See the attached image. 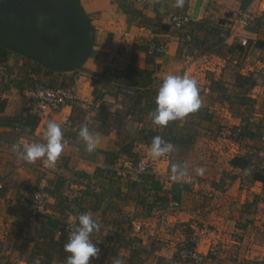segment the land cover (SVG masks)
I'll list each match as a JSON object with an SVG mask.
<instances>
[{"label": "crops", "instance_id": "obj_1", "mask_svg": "<svg viewBox=\"0 0 264 264\" xmlns=\"http://www.w3.org/2000/svg\"><path fill=\"white\" fill-rule=\"evenodd\" d=\"M80 2L95 42L78 70L45 74L41 61L11 57L10 51L11 75L0 65V211L6 204L14 210L11 221L4 213L0 217V264H66L67 240L58 231L70 222L78 224L83 213L100 225L90 237L100 249L92 264H114L116 259L124 264H191L179 257L181 247L197 248L208 257L207 264H264V180L257 177L264 174V0L247 7L243 0H184L182 8L176 0ZM242 11L249 12L250 25L227 43L231 23ZM179 13L191 17L184 29L170 23ZM231 18L225 24L230 29L220 27L221 20ZM245 37L249 45L241 43ZM151 40L169 48L149 54ZM133 66L154 73L142 77L138 87L129 85ZM108 67L120 77L111 80ZM33 68L41 74L32 73ZM168 73L194 77L202 105L160 127L151 113ZM17 76L27 78L21 89L9 85ZM41 85L76 87L78 101L63 109L74 129H67L57 112L28 123L33 115L25 110L27 95ZM50 121L60 124L65 141L55 165L46 166V158L28 163L17 154L12 167V145L23 149L46 142ZM82 125L99 138L91 153L78 135ZM157 135L173 146L158 158L151 155ZM131 154L151 160L152 171L126 175ZM236 156H247L251 165L235 167L231 161ZM175 164L186 166L187 175L173 178ZM199 168L203 175L197 174ZM38 189L50 198L31 218L23 202ZM204 228L208 233L199 238Z\"/></svg>", "mask_w": 264, "mask_h": 264}, {"label": "clouds", "instance_id": "obj_2", "mask_svg": "<svg viewBox=\"0 0 264 264\" xmlns=\"http://www.w3.org/2000/svg\"><path fill=\"white\" fill-rule=\"evenodd\" d=\"M184 0H176L175 6L182 8ZM156 108L151 113L152 122L160 127H166L170 121H176L198 111L202 105L198 81L189 75L165 74L157 90L155 98ZM79 137L85 143V149L91 153L95 151L99 142L98 136L90 133L87 125L80 127ZM44 143H32L22 149L19 143L12 145V151L21 156L28 163H34L46 158V166H54L64 151V134L60 124L50 121L47 124ZM173 151V146L165 141L162 136H155L151 142V155L161 157ZM173 178L187 175V167L178 164L172 167ZM203 175L204 169L196 170ZM100 225L90 213L78 216V224L71 232L64 251L69 253L66 264H92V258H98L100 249L91 240V234L99 231ZM39 264V261L36 262ZM114 264H124L121 259H116Z\"/></svg>", "mask_w": 264, "mask_h": 264}, {"label": "built area", "instance_id": "obj_3", "mask_svg": "<svg viewBox=\"0 0 264 264\" xmlns=\"http://www.w3.org/2000/svg\"><path fill=\"white\" fill-rule=\"evenodd\" d=\"M251 16L248 11L240 12L233 22L231 23L230 35L226 37V42L231 43L234 37L239 36L241 29H245L250 25ZM170 23L172 26L178 29H184L191 23V17L188 14H174L170 18ZM241 43L243 45H249V39L242 38ZM168 44L165 42H159L157 40H151L148 45V52L151 54L166 52L168 49ZM78 101V91L75 86L70 87H52L48 85H41L35 90H32L27 95L25 101V110L27 114L36 115L39 117L46 116L52 112H57L62 114L63 124L67 129H74V124L68 115H63V109L67 105H72ZM262 140H264V133L262 135ZM21 157V156H20ZM22 159V158H21ZM132 160V159H131ZM152 167L151 160L147 157H140L137 161H131L128 163L126 168V175H143L150 172ZM4 187L2 179H0V188ZM50 198L49 193L44 189H38L28 197L23 202V207L25 212L31 218H36L41 211L44 210L47 200ZM77 226V223L70 222L64 228L65 230H59L58 234L65 235L66 240ZM136 229L142 231L143 226L141 224H136ZM196 225H191L195 227ZM196 228V227H195ZM208 233L207 229H200L197 236L202 238ZM179 257L183 261H188L191 264H207V256L199 251L197 248L193 247H181L178 249Z\"/></svg>", "mask_w": 264, "mask_h": 264}, {"label": "water", "instance_id": "obj_4", "mask_svg": "<svg viewBox=\"0 0 264 264\" xmlns=\"http://www.w3.org/2000/svg\"><path fill=\"white\" fill-rule=\"evenodd\" d=\"M64 4L72 11L71 20L77 32L76 44L72 45L73 37L69 33L49 43L36 26L20 29L15 23L2 20L0 45L20 50L58 72L78 70L93 52L94 28L80 0H65Z\"/></svg>", "mask_w": 264, "mask_h": 264}, {"label": "rangeland", "instance_id": "obj_5", "mask_svg": "<svg viewBox=\"0 0 264 264\" xmlns=\"http://www.w3.org/2000/svg\"><path fill=\"white\" fill-rule=\"evenodd\" d=\"M64 1L65 0H0V31H2L3 28L2 20L8 23H15L20 29L28 26H36L41 30L47 42L54 43L60 35L69 33L73 37L72 45H74L77 43V32L71 20L72 11L65 6ZM248 1L249 0H243L246 4ZM230 17L234 18V15ZM232 18L230 20H221L220 27H224L225 29L229 28L225 24L230 23V21L232 22ZM225 29H223L224 32H226ZM9 50L11 57L17 55L24 57L28 56L17 49ZM71 72L73 71H67L65 73ZM125 94H127V92ZM10 158L11 166L16 167L17 153L12 151L10 153ZM131 159L133 161L135 160L134 158ZM152 168L153 165L150 172ZM1 171L2 170H0V172ZM6 205L4 210L0 211V217L4 213L8 221H11L12 216L10 212L14 210H7L8 206Z\"/></svg>", "mask_w": 264, "mask_h": 264}, {"label": "trees", "instance_id": "obj_6", "mask_svg": "<svg viewBox=\"0 0 264 264\" xmlns=\"http://www.w3.org/2000/svg\"><path fill=\"white\" fill-rule=\"evenodd\" d=\"M253 0H249L248 1V3L246 4V2H243V7H247L248 6V4L249 3H251ZM122 8L125 10V11H127V7L126 6H122ZM164 26H166V25H164ZM167 27V26H166ZM10 50L8 49V48H6V47H4V46H2V45H0V65L1 66H4L6 69H7V71L9 72V75H11V72L13 71L12 70V66H10V64H9V54H8V52H9ZM149 53V52H148ZM149 54H151V53H149ZM29 59H31V58H29ZM42 68H43V70H44V72H45V74L46 73H53V74H56V73H61V72H57V71H55V70H53V69H51V68H49L48 66H42L41 65V63H39V62H37ZM105 72L107 73V74H109V76H110V79L112 80V79H118L120 76H119V74H118V72L116 73H112V72H114V69L113 68H111V67H108V68H106V70H105ZM14 73V72H13ZM32 73H38V74H41L40 73V71H38L37 69H35V68H33L32 69ZM154 73V70H151V69H149V68H145L144 67V69H141V68H138V67H136V66H133L132 68H130V74L131 75H133V78L130 80V82H129V85H133V86H140V81H141V79H142V77H151L152 76V74ZM121 75H123V73L121 72L120 73ZM11 78V77H10ZM27 78H25L24 80H21L18 76H17V78H15V77H12L11 79H10V82H9V85L12 87H15V88H19V89H21L22 87H23V81H25ZM241 80H244V78L243 77H241L240 78ZM246 80V79H245ZM28 84L30 85H33V82L32 81H30V82H28ZM140 91V90H139ZM137 92V99H139L140 97H142V94H141V92ZM126 95H128V97L129 98H132L131 97V94H129V93H127ZM97 97V96H96ZM31 116V115H30ZM38 116H34L33 115V120H32V122L30 121V120H28V123L29 124H32V125H35V124H37V122H38ZM8 123H12L13 122V118L12 117H6V119H5ZM33 127H35V126H33ZM127 150V149H126ZM134 156V154H131V158ZM135 160L134 161H137L139 158L136 156V157H133ZM232 164L235 166V167H241V168H248L250 165H251V163H252V161H251V159L250 158H248L247 156H236V157H234L233 159H232ZM150 173V172H149ZM149 173H147V174H149ZM143 175H146V174H143ZM143 175H140V176H143ZM257 177L258 178H260V179H262V180H264V174H262V173H259V174H257ZM177 186V188H178V186H180V184H177L176 185Z\"/></svg>", "mask_w": 264, "mask_h": 264}]
</instances>
